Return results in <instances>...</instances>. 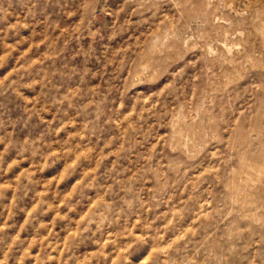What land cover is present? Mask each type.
Returning <instances> with one entry per match:
<instances>
[{"label":"rangeland","instance_id":"374dc122","mask_svg":"<svg viewBox=\"0 0 264 264\" xmlns=\"http://www.w3.org/2000/svg\"><path fill=\"white\" fill-rule=\"evenodd\" d=\"M0 264H264V0H0Z\"/></svg>","mask_w":264,"mask_h":264}]
</instances>
